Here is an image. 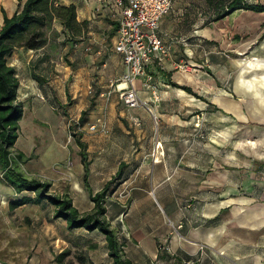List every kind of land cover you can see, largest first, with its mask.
<instances>
[{
  "label": "crops",
  "instance_id": "crops-1",
  "mask_svg": "<svg viewBox=\"0 0 264 264\" xmlns=\"http://www.w3.org/2000/svg\"><path fill=\"white\" fill-rule=\"evenodd\" d=\"M22 2L0 0V24L1 8L10 16ZM56 3L74 5L80 24L73 34L78 38L77 52L75 56H67L73 65L66 60L55 61L52 56H37L42 60L38 74L33 75L30 67L26 73L20 59L23 51L33 49L23 50V46L14 48L7 61L10 58L8 63L16 70L18 88L25 85L19 77L25 78L27 74L44 92L49 87L65 90V78L69 75H74L75 83L82 84L81 97L88 96L89 104L84 108L83 121L87 136L80 138L86 143L89 163L84 182V167L78 154L82 184L79 197L91 209L90 192L102 188L123 162L122 176L112 184L106 197V218L115 229L123 256L130 264H219L227 252L234 253L237 259L245 250H251L246 237L264 224V208L254 201L259 193V170L251 158L240 160L241 165L227 162L225 132L208 133L204 149H196L193 140L198 115L213 114L212 122L221 128L242 121L245 116L242 102L224 82L229 75L225 66L227 54L215 43L212 46L218 39L212 32L218 19L205 20L204 14L181 0H173L172 8L161 18L159 33L168 43L169 51L162 62L153 61L147 66L160 99L150 101L151 89L142 86V76L134 82L138 97L152 106L157 117L154 122L145 107L126 105L115 90L106 95L110 79L121 76L126 69L121 54L113 48L119 7L112 0H56ZM58 24L52 25L58 31L66 30L59 20ZM47 42L50 43L49 36ZM242 63L234 58V67L238 64L235 86L243 91ZM39 75L46 80L39 82ZM196 78L204 79L201 91L192 87ZM171 81L191 87L201 98L171 85ZM252 97L259 101L264 95ZM102 113L108 132L88 130L87 124ZM158 142L163 155L154 161L151 151ZM2 193L0 190V196ZM23 194L34 195L31 191L14 190L9 201ZM45 203L47 207L51 205L43 200L19 206ZM48 211L50 217L49 207ZM227 213L231 220L227 219ZM51 221L63 228L32 230L31 236L42 235L44 241L29 247L22 264H110L112 258L107 254L102 232L83 227L68 229L61 217ZM168 221L180 223L181 227L172 230ZM47 237L55 238L58 244L52 246ZM167 244L170 252L164 248ZM64 250L67 253L57 261L56 255ZM0 264L11 263L0 259Z\"/></svg>",
  "mask_w": 264,
  "mask_h": 264
},
{
  "label": "rangeland",
  "instance_id": "rangeland-1",
  "mask_svg": "<svg viewBox=\"0 0 264 264\" xmlns=\"http://www.w3.org/2000/svg\"><path fill=\"white\" fill-rule=\"evenodd\" d=\"M181 1L192 6L197 13L204 14L205 20L214 18L215 8L209 6L206 0ZM245 1L251 4L257 2V0ZM5 3L8 7V2ZM52 24L59 25L58 20H53L44 28L45 36L46 38L49 36L50 43L46 41L39 47L41 49H33L27 53L24 47L25 51L22 53L24 60L20 59V66L26 69V73L29 67L33 75L38 72L42 60L37 56H52L55 57V61L66 60L70 66L73 65L74 62L67 56H75L77 52L75 43L78 38L70 34L67 29L56 30ZM215 26L212 32L218 39L212 42V46L216 44L219 50L227 54L228 60L225 66L229 70V75L224 82L232 94L242 102L245 116L242 121L227 123L226 128H221L222 126L212 122L213 114L196 116L198 123L194 131V145L196 149H204L208 142V133L212 135L225 132L228 146L227 162L241 165L240 160L251 158L254 167L259 170L257 185L259 193L254 201L259 207L264 208V124H262L264 97L258 99L259 101L252 97L264 95V59H262L264 58V11L237 9L215 21ZM234 58L243 62V91L235 86L238 64L237 68L234 67ZM55 61L52 64H55ZM19 78L25 85L18 88V99L23 104V116L20 120V132L15 148L30 156L28 160L19 164V169L29 177L50 182L51 192L67 193L80 211H89L87 203L80 201L79 197L78 191L81 190L82 184L78 146L74 141L76 137L87 136L79 118L80 111L86 109L89 104L88 96L81 97L82 84L75 83L74 75H69L65 78V83L63 82L65 90L62 88L56 91L54 87H49L46 90L47 95V92L41 87L39 89L35 82L30 81L32 79L28 74L25 78L22 76ZM37 79L39 82L46 80L40 75ZM196 80L192 87L196 91H201L204 79L196 78ZM85 117L86 113L83 118ZM87 129L89 130V124ZM212 138L215 140V137ZM88 180L89 183H93L92 177ZM0 188L3 192L0 196V259L11 264H22L29 247L44 241L42 235L31 236L32 230H59L63 227L51 221L55 218L52 205H48L52 214L50 217L46 203L41 206L26 204L12 209L8 203L9 199L14 197V190L3 183L0 184ZM226 217L231 220L230 214ZM167 224L170 229H174L171 224L175 225V223L168 221ZM253 230H256L255 233L246 237L252 249L245 250L237 259L234 253L227 252L222 255L224 260L222 259L219 264H264V224ZM45 239L47 242L50 241L52 246L58 244L54 241L55 238Z\"/></svg>",
  "mask_w": 264,
  "mask_h": 264
},
{
  "label": "trees",
  "instance_id": "trees-1",
  "mask_svg": "<svg viewBox=\"0 0 264 264\" xmlns=\"http://www.w3.org/2000/svg\"><path fill=\"white\" fill-rule=\"evenodd\" d=\"M206 2L215 8L213 20L220 19L237 9L264 11V0H257L254 4L245 0H206ZM1 11L3 21L0 24V181L9 184L16 192L27 190L34 193L33 196L23 194L17 199L10 200L8 203L10 208L45 200L53 206V216L64 219L68 229L83 227L102 232L107 241V254L112 258L110 264H130V260L123 256L115 229L106 218V197L112 184L122 176L123 162H120L116 172L102 188L94 193L90 192L93 206L89 211H80L67 193L51 192L50 182L29 177L19 169V164L28 158L23 151L15 148L20 132V120L23 116V104L18 99L19 80L16 70L8 63L7 56L16 47L23 46L29 49L41 47L47 41L44 28L53 20H59L70 34H74L77 25L80 26L75 18L74 5L59 4L56 0H23L19 9L10 16L6 15L2 8ZM170 83L201 98L187 85H180L174 81ZM85 113L84 109L80 111L79 118L82 123ZM80 137L74 138V141L78 146V154L84 167L83 180L86 182L89 161L86 143ZM66 253V250L61 251L56 255V260L61 261Z\"/></svg>",
  "mask_w": 264,
  "mask_h": 264
},
{
  "label": "built area",
  "instance_id": "built-area-1",
  "mask_svg": "<svg viewBox=\"0 0 264 264\" xmlns=\"http://www.w3.org/2000/svg\"><path fill=\"white\" fill-rule=\"evenodd\" d=\"M119 7L117 19L116 37L113 48L121 54L125 64V72L109 81V96L112 91L118 93L119 98L128 106H143L151 114L154 122L157 117L152 106L147 101L141 100L136 92L134 82L142 76V86L151 89V102H157L160 97L152 85L153 75L147 71V66L153 62H162L169 51V45L159 33L161 18L172 8L173 0H112ZM91 130L108 132L105 114L95 117L89 124ZM163 155V149L158 142L151 151L152 159L159 160ZM171 222V221H169ZM173 230L181 227V224H171ZM170 252V246H164Z\"/></svg>",
  "mask_w": 264,
  "mask_h": 264
}]
</instances>
